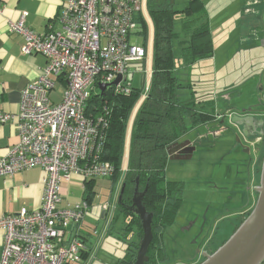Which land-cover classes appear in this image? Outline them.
I'll return each mask as SVG.
<instances>
[{"label":"built area","instance_id":"1","mask_svg":"<svg viewBox=\"0 0 264 264\" xmlns=\"http://www.w3.org/2000/svg\"><path fill=\"white\" fill-rule=\"evenodd\" d=\"M141 3L65 0L57 16L59 29L42 34L26 25L25 13L18 21L7 22V29L23 39L22 54H40L46 65L37 81L22 90L18 114L0 111V123H15L18 135L17 144L0 158V176L34 167L44 175L38 209L21 208L0 217V264L83 262L87 246L81 227L89 206L80 201L71 209L58 208L60 182L71 175L95 179L114 174L113 166L101 158L107 122L86 107L91 96L109 88L130 94L132 65L143 67L140 98L150 90L149 83L145 85L147 40L144 45L132 42ZM57 79L63 81V92L53 103L50 92ZM261 102L264 105V97ZM247 142L255 155L261 154L264 130ZM111 209L109 202L101 206L103 213Z\"/></svg>","mask_w":264,"mask_h":264},{"label":"trees","instance_id":"2","mask_svg":"<svg viewBox=\"0 0 264 264\" xmlns=\"http://www.w3.org/2000/svg\"><path fill=\"white\" fill-rule=\"evenodd\" d=\"M173 4L174 0H146V9L154 29L153 70L149 94L141 105L132 129L123 193L120 203L116 204V214L109 229L115 230L114 226L118 225V221L120 226L124 223V232L120 229L117 236L118 239H122L119 235L128 237L125 253L115 264H133L142 236L140 221L129 210L136 185L138 191L146 189L142 204L153 214V239L145 264L167 262L161 231L171 223L174 211L180 204L182 191L180 184L169 182L164 176L166 163L170 161L167 147L216 117L214 102L201 97L195 98L193 83L185 81L186 77L181 79V72L178 70L212 55L209 25L203 19L204 6L200 0H186L184 7L177 11ZM179 11L184 14L183 37L174 32V15ZM198 21L200 22L197 24ZM136 22L138 33L147 40L144 15L139 14ZM175 46H178V59L183 62L182 66L176 63ZM140 96L137 88L128 95L116 94L109 88L88 100L87 112L90 110L89 113L107 122L101 158L114 168L111 180L118 177L124 157L128 120ZM94 183V179L88 178L84 181L82 201L88 206L93 198ZM236 229H232V232ZM155 245L158 252L153 254Z\"/></svg>","mask_w":264,"mask_h":264},{"label":"crops","instance_id":"3","mask_svg":"<svg viewBox=\"0 0 264 264\" xmlns=\"http://www.w3.org/2000/svg\"><path fill=\"white\" fill-rule=\"evenodd\" d=\"M64 1L0 0V10L2 11H0V111L3 113L14 116L18 114L22 90L37 81L46 65L45 58L40 54L30 56L22 54L23 39L15 32H10L7 29V22L18 21L21 15L25 13V23L35 33H46L50 28L58 29L57 16ZM242 7L243 10L246 9L243 18L247 19L248 33L239 27L240 21L236 20L235 101L230 102L226 98L223 102H214L216 114H226L225 112L229 110L227 113H232L233 118L231 117L232 120L229 118L224 120L225 126L228 128L222 132L219 131L216 119H213L195 128L191 133L194 136L202 137L200 148L205 146L210 152L209 156L215 155L216 160L222 162L225 156L232 152L235 153L229 171L223 172V178L219 182L222 183L224 191L230 192L231 187L235 189L234 193L230 192L232 194L229 197L230 200L242 198L245 199L244 205H246L250 204L253 199L255 200L254 188L258 184V170L261 160L259 158L253 163L256 156L251 151L246 154L243 150L245 146H249L247 142L249 137L264 128V105L261 102L264 97V0H243ZM57 84L59 85L56 86ZM62 92L63 81L57 79L54 89L50 92L51 101L53 103L59 102ZM223 94L227 97L226 90ZM220 138L221 141H219ZM236 138L239 139L240 143H236ZM17 142L18 135L15 123L10 121L0 123V158ZM43 175L40 168L34 167L16 172L11 176H0V217L17 214L21 208L30 211L38 209L43 191ZM116 179L111 181L112 185L109 188V194L107 193L109 196L107 201L105 198L100 200L99 197H96L97 182L94 183L93 198L86 217L88 218L87 224L83 222L81 227V236L87 246V252L84 254V260L81 264H88L93 258L98 257V250L100 251L101 244L97 246L98 243L95 239L98 230H90L91 221L102 219L106 232L111 235L112 231L109 230L111 223L108 224L107 222L111 211L103 213L101 206L106 202L113 206V200L110 198L115 193ZM85 180L76 175L62 179L60 182V204L73 206L82 201ZM235 182L237 188H235ZM224 201L221 202L223 207L218 210V213L225 214L224 217L235 218Z\"/></svg>","mask_w":264,"mask_h":264},{"label":"rangeland","instance_id":"4","mask_svg":"<svg viewBox=\"0 0 264 264\" xmlns=\"http://www.w3.org/2000/svg\"><path fill=\"white\" fill-rule=\"evenodd\" d=\"M200 1L204 6L203 19H205L209 25L212 55L209 58L195 61L189 66L178 68L181 72L180 77L181 79L186 77L185 81L193 83L195 98L201 97L215 103L217 101L223 102V100L226 99L223 96L226 90V96H228L229 101L232 102L235 101V21L239 20V27L243 28L246 33H248V22L247 19L243 18V13L246 12V9L243 10V0ZM185 2L186 0H174V9L178 11L184 7ZM141 9L147 23L148 59L145 69L149 77L146 78L145 85L149 83L151 86L154 59V29L146 9V0H142ZM183 19L184 14L180 11L174 15V32L180 37H183ZM199 22L200 21H198L197 24ZM138 31L139 30L136 29V34L132 36V42L144 45L145 41ZM178 53V46H175L174 55L176 63L182 66L183 62L178 59ZM130 70L134 72L132 86L140 90L143 87V67L132 65ZM58 85L59 84L56 86ZM148 94L149 91L138 100L128 120L126 131L127 147L124 149V157L118 170V178L114 184L115 193L113 197L111 195L110 198L113 200V206L107 220L108 224L113 222L116 214L117 198L128 165L130 137L135 119ZM201 138L202 137L196 135L192 140L196 150L191 159L171 160L166 163L164 171L166 180L180 184L182 190L181 201L174 211L171 223L167 224L161 231L162 244L169 264H190V262L198 258L199 254L197 252L203 251V245H205L206 241L208 243L211 237H213V241L220 240L215 248L217 249L233 234L232 229L234 224L237 223L234 217H224L225 214L218 213V210L223 207L221 202L224 200L230 202L227 203V208L231 210L232 213L244 206L245 199L232 198L230 200L229 197L232 196V194L228 191H224L222 183L219 182V180L223 178V172L226 173L229 171L235 153L232 152L230 155L225 156L222 162L216 160L217 158L215 155L209 156L210 152L205 146L200 148ZM219 141H221V138ZM262 155L261 153V156ZM111 181L110 178H96L97 198L99 197L100 200H104L105 198L106 201L109 199L107 193L112 185ZM74 206L75 204L73 206L59 204V208L62 207V209H71ZM86 217L83 219L85 224H87L88 219ZM91 222L92 224H89L91 226L90 230H98L95 239L98 243L97 246L99 244H101V246L100 251L98 250V257L93 258L88 264L115 263L124 255L127 248L126 244L128 242V237L119 235L122 239H118L117 236L118 231L124 228V223L120 226L118 221V225L114 226L115 230L109 235L110 233L108 234L104 228L102 219ZM111 226L112 225H109V229ZM158 237H160V234ZM159 246L161 247V243ZM157 248V245H155L152 251L153 254L158 252ZM199 262L200 261H198V263Z\"/></svg>","mask_w":264,"mask_h":264},{"label":"water","instance_id":"5","mask_svg":"<svg viewBox=\"0 0 264 264\" xmlns=\"http://www.w3.org/2000/svg\"><path fill=\"white\" fill-rule=\"evenodd\" d=\"M119 81L120 77L114 81V84ZM228 118L232 120L231 115ZM236 143H240L237 138ZM195 150L194 142L189 139L175 142L167 147L168 159L188 160L192 158ZM243 152L249 153L247 146ZM123 188L124 184L121 185L117 203H120ZM145 192L146 189L138 191L136 185L132 204L129 206V210L138 217L142 230L133 264H145L148 261L147 252L153 239L151 230L153 214L149 213L142 204ZM254 192L256 200L253 208L238 228L212 253L198 251L202 261L196 264H264V151L259 168V180Z\"/></svg>","mask_w":264,"mask_h":264},{"label":"flooded vegetation","instance_id":"6","mask_svg":"<svg viewBox=\"0 0 264 264\" xmlns=\"http://www.w3.org/2000/svg\"><path fill=\"white\" fill-rule=\"evenodd\" d=\"M224 96V98H228V96L227 97H225V94L223 95ZM229 110H227L225 113L226 114H219V113H217V119H216V124H218V128H219V131L220 132H222L223 130H227V128L228 127H226L225 126V124L226 123H221V122H223L226 118H228L229 117V115H231V117L233 118V114L232 113H227ZM227 120V119H226ZM217 128V129H218ZM192 131H190L189 133H187L186 135H184L180 140H178L177 142H182V141H184V140H187V139H189V140H193L194 138H195V136H194V134L193 133H191ZM257 134H254V135H252L251 137H249V139H254L255 138V136H256ZM248 147V150H249V152L251 151V153L254 155V156H256V159L254 160L253 159V163H255L256 162V160H259V158H260V160H261V156H259V154L258 155H255L253 152H252V150H251V148L249 147V146H247ZM249 154V153H248ZM258 157V158H257ZM252 170V169H251ZM243 183V182H242ZM235 188H237L236 187V182H235ZM247 188V190H248V187H246ZM253 189V188H252ZM230 192L231 193H234L235 192V189H233L232 187H231V190H230ZM256 200V199H255ZM255 200L253 199L252 200V202L250 203V204H246V205H244L243 207H241L239 210H237V211H235L233 214L235 215V219H236V221H237V223H235L234 224V227H233V230L234 229H236L241 223H242V221L246 218V216L249 214V212L251 211V209H252V207H253V205H254V203H255ZM224 203H225V205H227V203H230V202H228V201H224ZM233 233V232H232ZM220 242V240L218 239V241H213V237H211V239H210V241L207 243V241L205 242V245H203V251L201 250V252H207V253H212V251L215 249V247H217V245H218V243ZM207 246H209V247H207ZM207 247V248H206ZM200 252V253H201ZM201 259V257H200V255L198 256V258H196L195 260H193L192 262H190V264H196V263H198V261ZM164 264H169L168 263V260H167V262H165Z\"/></svg>","mask_w":264,"mask_h":264},{"label":"clouds","instance_id":"7","mask_svg":"<svg viewBox=\"0 0 264 264\" xmlns=\"http://www.w3.org/2000/svg\"><path fill=\"white\" fill-rule=\"evenodd\" d=\"M215 119H217V114H216V117H215ZM263 151H264V149H263ZM260 156H261V155H260ZM201 261H202V260H201ZM201 261H200V262H201Z\"/></svg>","mask_w":264,"mask_h":264}]
</instances>
